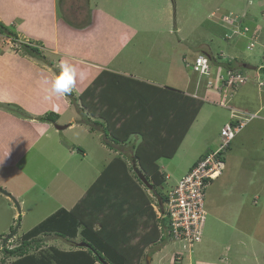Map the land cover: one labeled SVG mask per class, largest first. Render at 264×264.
Wrapping results in <instances>:
<instances>
[{"label":"crops","instance_id":"1","mask_svg":"<svg viewBox=\"0 0 264 264\" xmlns=\"http://www.w3.org/2000/svg\"><path fill=\"white\" fill-rule=\"evenodd\" d=\"M173 2L174 0H0V22L9 26V29H16L15 35L17 39L15 40L18 44L17 48L12 45L11 41L9 44L5 42L0 45V102L12 103L14 104L12 106H17L29 114V118L22 119L16 115L17 112L13 109L6 107V111H3L4 104L0 103V189L3 188L11 197L17 201L19 200L18 203L20 205L23 203L21 197L16 194L19 183L21 181H23L22 184L32 182L30 179L32 175L24 172L23 168L20 167L23 160L21 157L44 138L46 140L55 139L58 149H62L61 151L66 150L67 155L71 158L77 156L75 150L80 152V159H75L80 163H83L84 158L88 155L86 151L70 147L69 145L72 144L66 143V139L61 134L67 129L57 130L54 127L63 118L67 119L68 124L66 125H69V121H74L76 115L73 112L74 107L72 105L74 104L71 102V98L68 96L64 98L55 96L48 91V86L42 82L44 78L51 79L54 74H58L63 61L71 63L77 71L76 83L71 92L73 97L77 98L85 89H88L102 72H106L102 83L104 86H109V94H104L103 107L93 104V99L87 100L89 104L87 114L90 117L89 122H92L94 129L89 130L88 124L82 126L77 123L78 125H75V127L84 128L83 132L91 135V148L95 152L97 160L90 171L95 173V176L88 187L78 186L77 189L75 185L69 189L66 185L60 186V190H64L65 194L60 193L64 196V205L67 207L64 206L63 208V205L60 204V208H66L65 210H71L76 205L98 178L101 171L112 162V151L119 153L124 158L131 157V152H128L127 146L117 149L105 147L101 142L100 134H98L100 129L97 125H94L95 122L103 123L104 125L108 121L113 122L117 114L114 111L126 109L128 106L132 108V100H129L130 95L133 96L134 93H139L141 98L144 97L149 104L155 106L157 105V97L163 96L168 99L171 93H158L154 89L155 87L174 89L202 102L215 104L220 101L219 92L214 88L218 83L220 65L217 61L213 65L212 63L213 59L219 60V58L223 57L222 51L215 52V54H212L210 50L200 51L198 55H204L210 59L212 75L209 78L205 77L207 80H205L204 85H201V81H198V79L193 80V82L190 79V82L186 80L184 83L183 90H178L169 86V83H174L176 75L173 74L169 51L165 50L162 47L163 45H161L165 40L163 42L149 41L146 35L151 33V31L144 30L145 33L139 32L146 24H149L147 13L153 11V15L159 16V20L156 19L155 21L158 27H170L173 24L175 31L170 32L169 30L168 34L178 33L180 29L176 18V5L172 9L173 16L167 10L172 8ZM242 14L246 15L244 21L247 25L262 28V32H260L262 37H259V45L257 47L254 46V48H258V58L264 59V25L257 24L249 12H243ZM210 16H213V18L217 17L214 12ZM214 25L218 26L217 32L222 40L223 29L217 23ZM139 36H142L140 37L141 40L138 38ZM2 37L5 40V37ZM240 40H244L246 45L247 40L242 38L233 39L232 42H227L224 39L222 41L226 43L229 57L235 62L234 66L244 69V73L247 76L249 75V78H252L250 82L239 88L232 100L234 107L244 110L246 101L249 100L251 95H255L252 86L256 84L258 79V68L264 66V63L256 65L241 60L233 52L235 45ZM179 42H182V40H179L178 44ZM19 43L38 47L43 59L38 60L23 54L17 55L19 53ZM145 50H148L146 55H144ZM184 57L181 56L182 61H185ZM222 60H224V57ZM256 61L260 62L259 59ZM179 73L177 71V74ZM111 74L118 75V77L111 76ZM121 77L128 80L120 79L121 82H118ZM209 81L211 85L208 84ZM117 83L119 86L116 85ZM200 93L202 95H199ZM256 93L258 94L256 99L259 104L254 107L257 108L256 112H258L261 110L260 100L264 89L256 90ZM209 95L216 97V100H209ZM89 110H94V113H89ZM201 110L202 107L187 133L194 126ZM101 111L105 113L104 117H100ZM46 113L58 115L55 125L41 122L37 119ZM230 120L229 116L224 125ZM25 129H28L29 134L21 136L20 134ZM187 133L177 151L184 143ZM59 134L61 135L60 137ZM63 140L65 145H63ZM132 140V142H135V140L138 142V139ZM76 144L80 143L74 141L73 145ZM213 148H215V145L204 152H198L187 162L184 170L176 176V180H172L163 168L159 166V162L162 160L160 159L157 165L160 168V172L165 177H169L166 180L169 189L174 187L177 181L188 173L197 160ZM173 157L168 160L173 159ZM90 164L88 162V165ZM177 168L178 166L176 165L173 170ZM62 172L72 175V171L66 172L65 168L61 171L60 167L59 171H56V174L50 176L47 181H42L40 184L32 182L31 186H37L40 192L45 195V188H48L46 184H50L52 179ZM219 180L221 181L222 178ZM226 180H222L221 187L228 184ZM250 184L246 183L247 186ZM225 188L228 189V186ZM208 189L206 190L207 195ZM212 190L215 191L214 188ZM244 191L247 190L244 188L242 192ZM245 195V193L241 195L243 201L246 200L244 199ZM0 198L11 204L8 206L12 213L11 217L22 215L20 209L19 212L15 211L14 203L7 195L0 193ZM254 200L252 201L253 206L255 205ZM241 205L245 207L243 209L244 218L245 209L247 207L249 210V206L246 205L245 201ZM240 211H242V208L240 209L238 205L236 212L230 209L227 220L218 217L216 220L220 226H217L218 230L213 232L211 240L206 237L203 238L192 251L182 254L174 246L170 247L165 244L150 252V263H152V258L154 257L156 264H171L172 259L176 255L181 258L180 263L182 264H264L261 259L264 254V248L256 249L255 243L258 240H256L255 232L250 235L246 232L247 229H243V224L239 225V220L241 219ZM47 218L45 216L42 222ZM245 219H248V217ZM19 227H16V233ZM30 230L24 232L20 237ZM65 251L70 250L66 249Z\"/></svg>","mask_w":264,"mask_h":264},{"label":"rangeland","instance_id":"2","mask_svg":"<svg viewBox=\"0 0 264 264\" xmlns=\"http://www.w3.org/2000/svg\"><path fill=\"white\" fill-rule=\"evenodd\" d=\"M173 3L174 5H172V8H168L167 10L171 12V15L173 16L172 9L176 5V18L180 29L178 33H172L171 35L168 34L169 30L170 32L175 31L173 24H171L170 27H158L155 21L156 19L159 20V16L153 15V11L147 13L149 24H146L144 28L139 30V32L145 33L144 30L151 31V33L146 35L149 41L163 42L165 40L161 45H163L162 47L165 50L169 51V58L171 59L170 63L173 67V74L176 75L174 83H169V86H172L173 88L178 90L184 89V83L186 82V80L189 82L192 80L193 82V80L198 79V81H201V85L205 84V80L207 79L205 77L201 78L200 76H197L198 74L196 73L195 75L192 71L191 64L193 62V59L202 50H210L212 54L222 51L221 53L224 57V60H222L223 57L219 58V60L213 59L212 63L213 65L215 64V61H217V63L220 65L219 70H224L221 67L222 65L231 64L229 61L230 55L228 54L226 49V43L222 40H227L225 38V34L227 30L231 29L232 27L230 26L229 22L224 20V17H221V15H228L230 12L239 14H242L243 12H249L255 19L257 24L259 23L262 26L264 25V0H174ZM212 12H214L217 17L213 18V16H210ZM215 23H217L223 29L222 40L220 39V36L217 32L218 26L214 25ZM243 23L245 24V21H243ZM2 25L11 33L15 34L16 29H9V26L4 24ZM238 27L240 29L239 33H241L243 29L240 26ZM248 28V32L246 34H242V37L240 36L242 39H247V43H249V39L255 31L256 33L262 32L261 27L257 28L254 27V25H249ZM261 35L262 34L260 33L257 38H261ZM2 36L5 37V40ZM140 37L142 36L138 37L141 40ZM13 39L14 37L7 35V33H0V45L5 42L9 44L11 41L12 45L17 48V43L15 42V39ZM179 40H182V42H179L178 44ZM244 45L245 41L240 40L233 49V52L238 57H240L241 60L256 65L264 63V59L258 58V48L254 49L253 52H247L245 51V48L248 45ZM148 50L144 51V55L148 54ZM17 55L21 54L18 53ZM181 56H185V61H182ZM257 59H259L260 62H257ZM209 64L211 66L210 59ZM231 68L233 69L234 66H231ZM177 71H179L180 73L177 74ZM260 79L261 78H259V80ZM251 80L252 78H249L248 75L245 84H247ZM245 84L239 85L237 89L234 90L235 92L232 91V93L234 92L232 96L230 94H227L228 92H226V94L222 92L219 93V97L223 98L224 100L226 99L227 101L224 107L219 104V101H216L217 103L215 104L203 102L201 113L197 117L194 126L187 133V137L184 140L182 146L177 151L176 155L171 160L162 159L159 162V166L163 168L165 173L168 174L172 180H176V176L180 174L182 170H184L187 162H189L198 152H204L209 147L215 145V148L211 149L205 154L207 155L211 153V151L216 149L217 146H219L221 131L223 130L225 125L228 124L226 123L224 125V123L228 120V117L231 114L233 115V111L234 114L241 111L242 113H249L253 115V117L247 123L245 122V125L242 127L239 133L234 136V139L226 148V151L224 152V163L219 165L217 168L215 166L212 168V178L214 180H211L209 183V186L211 184L213 185L211 187L208 186L209 189L207 187L208 195L206 194L207 189L204 193L205 196L202 206L205 213V221L202 225V228L200 229L201 235L195 236V238L198 239H194L192 241L181 239L182 241L176 242L173 240H165V238L162 236V230L160 231L159 229V223H161L159 222L158 225L156 224V226L158 227L157 231H159L158 236H155L157 240L154 239L153 242H151L154 233L155 221H162V214L163 212L166 213V207L163 206V209H161L158 197L155 192L162 190V192L166 195L165 197L167 200L168 193L172 188L176 186L177 183L174 187L169 189L166 181L169 177L164 178L165 184L162 187L161 185L157 186L154 180H147V182L152 186V188L149 190L148 188L137 183L134 180L135 184L140 188L143 196L146 199L148 209H152L151 211L153 214V216L151 217L148 210L146 211L147 217L137 218L131 224L134 227V236L132 237L131 244L137 243L139 247H143L144 250L143 259L140 264H147L146 257H150V252H152L156 248L164 246L165 244H168L170 247L174 246L177 251H180L179 253L184 254L186 252L192 251L196 244H198L203 238L206 237L208 240H211V238L213 237V232L218 230L217 226H220L219 222L216 219L218 217H221L222 219L227 220L228 215L230 214V209H233L236 212L238 205L240 206V209L242 208V211H240L241 219L239 220V225L243 224V229H247L246 232L250 235L252 232H255L256 240H258L257 243H255L256 249L264 248V93L261 95L260 111L256 112V107L259 104L256 99L258 95L256 93V90L258 91L261 88L260 86L258 88L257 84H254V86H252L253 93H255V95H251L249 100L246 101V107L244 108V110L236 108L232 104L233 97L239 90V88H241ZM199 95L202 94L200 93ZM208 97L209 100H216V97H212L210 95ZM1 104H4L3 111H6V107L10 109L13 108L12 105H14L12 103ZM72 106L74 107L73 112L75 113L76 117L74 118V121H69L70 126L66 125L68 124L66 118H63V120L58 123V126H66L64 130L67 129L64 133L60 134L63 135V137L66 139L65 141L67 144H72L69 145L70 147L79 148L84 152L86 151L88 155L84 158L83 163H80L79 161L75 160L80 159V152H77L75 150L77 156H73L71 158L67 155L66 150L61 151L62 149H58L55 139L46 140V138H44L35 146H33L24 156L21 157V159L23 160L20 167L23 168L24 172L32 175L30 179L34 183L40 184L42 181H47L50 176L55 175L56 171H59L60 167L61 171H63L64 168L66 172L72 171V175L70 176L69 174L63 172L59 174V172L52 179L50 184H46L48 186L47 189L49 190L45 188V195L40 192V189L37 186L32 187L31 181L24 184H22L23 181H21L19 183V188L16 194L21 197L23 203L20 205L18 203L19 200L17 201L15 199L18 203V207H20L19 209L22 211V215L20 216L18 215L16 217H11L12 213L8 208V206H10L11 204L5 202L0 198V264L2 259H4L3 253L1 251V249L3 248V241L7 236H9L13 231L16 230L15 228L17 226H20L17 233L12 238H10L9 241L6 242L5 247L7 249H14L15 247H19L22 242L20 236L27 230L33 228V226H37L39 223H41L45 216L49 217L59 209H61L60 204L63 205V208L64 206L66 207V205H64L65 202L63 201L64 196L60 193H64V190H60V186L66 185V187L68 186L69 189L71 188V186L74 187L75 185L77 189L78 186L88 187L92 182L93 177L95 176V173L90 172L94 164H96L97 160L95 157V152L91 148V135L86 134L87 132L84 133V128L75 127V125L78 124L82 126L87 125L82 122V117H84V120L87 121H89L90 117H88V112L84 109L81 101L78 100V96L77 100ZM249 107H251L249 110H245ZM93 111L94 110H89V113H94ZM25 114L29 117V114L27 112H25ZM16 115L21 117L22 119L27 118V116H23L22 114L16 113ZM232 115L230 117L231 120L229 123H236L237 125H239V123H237L238 119L233 117ZM95 117L97 116L95 115ZM241 122L244 123V120H242ZM67 126L69 127L67 128ZM27 134H29V131L28 129H25L24 132L20 135L25 136ZM60 134L59 137L61 136ZM98 134H100L101 142L104 145L103 141H105V139L103 133L98 132ZM54 137L58 138L56 136ZM132 139L135 140L138 138L133 137ZM132 139L130 140L131 142L133 141ZM65 141L63 145H65ZM74 141H77L80 144L73 145ZM139 141L140 138L138 139V142ZM138 142L135 140L136 144ZM109 145L110 147H107L105 145L104 146L110 149H117L122 148L123 146H127L128 152H131V143L119 145L110 143ZM112 155V159H115L117 157L124 158L121 157L119 153L117 154L114 151H112ZM205 155H203L202 157H204ZM88 162H90L91 164L88 165ZM126 162L128 166H131V157H128ZM176 165L178 166V168L173 170L174 166ZM194 165H192L190 170H192ZM129 175L130 177H133V173L131 170H129ZM161 175L164 174L161 173ZM221 178L222 180L227 179L226 182L228 183L227 185L222 186L223 188L220 186L222 180L220 181L219 179ZM246 183L251 184L247 186ZM226 186H228V189L225 188ZM213 188L215 189V191L212 190ZM244 188L247 191L242 192ZM243 193L246 194L244 197V199L246 200L244 201L246 205L249 206V210L247 209V207L245 209L244 218L243 209L245 207L241 205L244 203L241 197ZM253 199H255L254 206L252 202ZM14 207L15 211H18L15 205ZM148 214L151 218L148 216ZM246 217H248V219H245ZM140 222L142 223L139 225ZM154 234L156 235V233ZM188 234L190 233L188 232ZM81 240L82 239L80 236L73 238L71 240L72 242H70L69 240L59 238L54 234L40 235L33 240L34 242H30L31 245L34 246L38 244L39 247H37L36 249L33 248L32 250H30V252L37 253L39 250H46L49 249V247H54L62 251H65L66 249L76 250L79 248L78 244L81 243ZM232 243L234 244L233 241ZM261 259L264 262V254ZM11 260V258L6 259V264ZM171 263L173 262L171 261ZM177 263L182 264L180 263V261ZM131 264H135V262H132ZM150 264H156V260L154 257L152 258V263Z\"/></svg>","mask_w":264,"mask_h":264},{"label":"trees","instance_id":"3","mask_svg":"<svg viewBox=\"0 0 264 264\" xmlns=\"http://www.w3.org/2000/svg\"><path fill=\"white\" fill-rule=\"evenodd\" d=\"M0 33H7L17 39L16 35L1 23ZM18 51L21 55L38 60L43 59L39 48L31 44L19 43ZM229 66L231 64L221 67L225 70V67ZM105 73L102 72L98 79L78 96V100L86 111L89 107L88 99H93L95 105L104 106V94H109V86H104L102 83ZM111 76L118 77L114 74ZM120 79L128 80L121 77L118 82H121ZM154 89L158 93H171L168 99L163 96L157 97L155 106L149 104L144 97L141 98L139 93H134L129 98L132 100V108L128 106L126 109L114 111L117 114L113 122L108 121L105 125L95 122L94 125H97L99 132L103 133L105 139L103 143L107 147H110V143L114 145L131 143L132 164L144 174L146 180H154L157 186L162 187L165 184V176L161 175L157 163L160 159H170L174 156L203 102L174 89L155 87ZM68 97L73 104L77 100L71 94ZM12 107L11 109L18 114L29 118L20 108ZM104 114L101 111L100 117H104ZM57 118L58 115L55 113H46L37 119L54 124ZM84 119L82 117V122L88 124L90 130H93L92 123ZM133 137L140 138V141L137 144L131 142L130 139ZM126 160L127 158L120 157L113 159L71 210L61 208L49 216L21 237L22 242L19 247L7 249L4 246L1 249L4 258L1 264H6L5 260L9 258L12 260L7 264H131L132 262L140 264L144 250L137 243L131 244L134 236V227L131 224L137 218L147 217L148 210L151 217L153 214L152 209H148L146 199L134 180L141 185L143 183L138 179L132 164L128 166ZM129 170L132 171L133 177H130ZM155 194L163 209L166 195L162 190L156 191ZM150 215L148 214L149 217ZM165 220L155 221L156 235L153 233L151 242L159 233L156 224L164 223ZM45 234H54L70 242L73 238L80 236L82 240L79 244L85 247L79 245L77 250L70 251L49 247V249L31 253L30 250L36 249L39 245L33 246L30 242H34L33 240L38 236Z\"/></svg>","mask_w":264,"mask_h":264},{"label":"built area","instance_id":"4","mask_svg":"<svg viewBox=\"0 0 264 264\" xmlns=\"http://www.w3.org/2000/svg\"><path fill=\"white\" fill-rule=\"evenodd\" d=\"M224 20L230 23L231 29L227 30L225 34L226 39H232L234 37H239L242 34H246L249 30L248 27H241L240 17L229 15L225 16ZM243 30L241 33L239 27ZM258 33L256 31L251 35L249 39V44L245 48V51L249 52L252 50L257 42ZM192 64V71L198 74L200 77H210L211 67L207 58L203 56H198L195 58ZM247 77L241 74L237 70H226L224 73L219 72L217 78V85L214 88L219 93L232 94L234 90L241 84H245ZM211 85L210 81L208 82ZM257 85L264 87V80H258ZM232 91H234L232 93ZM230 96V97H231ZM227 98V97H226ZM226 99L220 98L219 104L224 107L226 104ZM232 112V110H231ZM233 113V117L238 119L239 125L236 123H228L225 125L221 131L219 138V146L211 151V153L205 155L199 159L192 170H189L184 176H182L177 182L176 186L170 190L167 195V200L165 201L164 207H166V213L163 212L162 219H166L164 223H159V229L162 230V236L165 240L182 241L185 239L192 241L196 235L200 234V229L205 221V213L202 206L204 201V193L212 178V168H216L223 164L224 152L234 139V136L239 133L242 127L247 123L252 117V114L242 113L241 111L236 114ZM245 117V118H244ZM244 120V123L241 122ZM161 224V225H160ZM188 232L190 234H188ZM185 242V241H184ZM180 261V258H176ZM178 261V262H179ZM173 264H178L173 263Z\"/></svg>","mask_w":264,"mask_h":264},{"label":"clouds","instance_id":"5","mask_svg":"<svg viewBox=\"0 0 264 264\" xmlns=\"http://www.w3.org/2000/svg\"><path fill=\"white\" fill-rule=\"evenodd\" d=\"M230 14L231 15H234V16L240 17L241 20H240V24L239 25L241 27H248L246 23H245L246 25L243 23L244 18L246 16L245 14H239V13H232V12H230L228 15H221V17L229 16ZM259 34H260V32H258V36H259ZM241 37L239 36V37H237V39L238 38H241ZM234 38H236V37H234ZM234 38L229 39V40L227 39L225 41H232ZM246 44L248 45L249 43H247V41H246ZM257 45H259V38H257V42H256V44L254 46L257 47ZM254 49L255 48L253 47L251 51L253 52ZM251 51H249V52H251ZM198 56H203V57L207 58L208 61H209V58L206 57V56H204V55H198ZM198 56H196V57H198ZM195 58L193 59V62H194ZM229 61L231 63V66H234V63L235 62L233 61V59L230 58ZM231 66L225 68V70H220V72L221 73H224V71H226V70H237L241 74H243L246 77H248L244 73V69L239 68L237 66H234V68L232 69ZM258 72H259V76H258V79L256 80V84H257L259 78H261L262 80H264V66L259 67L258 68ZM211 73H212V67H211ZM197 76H199V75H197ZM201 78H203V77H201ZM76 79H77V71H76V68L71 63H69L67 61H63L61 63V65H60V71H59V73L58 74H54L51 79H49L47 77L44 78V80L42 82H43V84H45V85L48 86V91L49 92H51L52 94H54L57 97L64 98V97H67V96H69L71 94V92H72V90H73V88L75 86ZM258 88H259V86H258ZM260 89L263 90L264 87H261ZM230 117H231V115H230ZM176 257H178V256L175 255L174 259H172V262L173 263H176V262L179 261V260L176 259ZM173 263H171V264H173Z\"/></svg>","mask_w":264,"mask_h":264},{"label":"water","instance_id":"6","mask_svg":"<svg viewBox=\"0 0 264 264\" xmlns=\"http://www.w3.org/2000/svg\"><path fill=\"white\" fill-rule=\"evenodd\" d=\"M57 130H63L64 128H66V126H58V125H55L54 126ZM133 169L138 177V179L143 183V185L148 188L149 190L152 188L151 185L147 182V180L145 179L144 175L137 169L135 168V165L133 164ZM0 193L1 194H4V195H7L14 203V205L16 206L17 210L19 211V207H18V203L16 202V200L11 197L4 189H0ZM16 229V228H15ZM16 234V230L13 231L9 236H7L4 241H3V246L6 244V242L12 238L14 235ZM80 247H85L83 244H79ZM146 263L147 264H150V258L149 257H146Z\"/></svg>","mask_w":264,"mask_h":264}]
</instances>
